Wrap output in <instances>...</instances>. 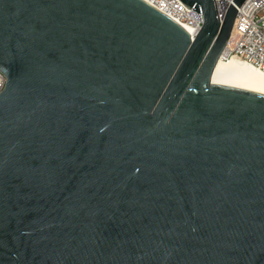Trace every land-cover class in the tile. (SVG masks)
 Returning <instances> with one entry per match:
<instances>
[{
  "label": "water",
  "instance_id": "water-1",
  "mask_svg": "<svg viewBox=\"0 0 264 264\" xmlns=\"http://www.w3.org/2000/svg\"><path fill=\"white\" fill-rule=\"evenodd\" d=\"M143 0H0V264H264V95L212 84Z\"/></svg>",
  "mask_w": 264,
  "mask_h": 264
},
{
  "label": "built area",
  "instance_id": "built-area-1",
  "mask_svg": "<svg viewBox=\"0 0 264 264\" xmlns=\"http://www.w3.org/2000/svg\"><path fill=\"white\" fill-rule=\"evenodd\" d=\"M181 25L194 40L201 32L205 19L180 0H143ZM234 0H215L219 19L224 20ZM240 60L264 73V0H247L238 8L232 37L221 59ZM6 76L0 72V94L5 90Z\"/></svg>",
  "mask_w": 264,
  "mask_h": 264
},
{
  "label": "bare ground",
  "instance_id": "bare-ground-1",
  "mask_svg": "<svg viewBox=\"0 0 264 264\" xmlns=\"http://www.w3.org/2000/svg\"><path fill=\"white\" fill-rule=\"evenodd\" d=\"M212 84L264 95V73L235 58L229 61L220 58L212 76Z\"/></svg>",
  "mask_w": 264,
  "mask_h": 264
}]
</instances>
